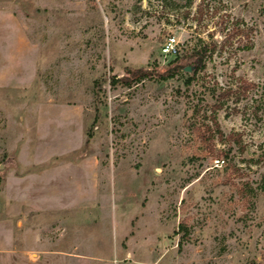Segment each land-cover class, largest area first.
<instances>
[{
    "label": "rangeland",
    "instance_id": "374dc122",
    "mask_svg": "<svg viewBox=\"0 0 264 264\" xmlns=\"http://www.w3.org/2000/svg\"><path fill=\"white\" fill-rule=\"evenodd\" d=\"M263 91L264 0H0V264H264Z\"/></svg>",
    "mask_w": 264,
    "mask_h": 264
},
{
    "label": "trees",
    "instance_id": "16d2710c",
    "mask_svg": "<svg viewBox=\"0 0 264 264\" xmlns=\"http://www.w3.org/2000/svg\"><path fill=\"white\" fill-rule=\"evenodd\" d=\"M210 44H205L202 46H195L190 53L188 54H179L176 56L172 63H170L173 67L168 68L165 70L164 73L161 75V79H172L175 77V75L178 73V78L180 77L183 80L184 86H189L193 79V74L203 70L205 67L204 63V57L209 51ZM186 68H189L192 72V75H188L187 73H184V70ZM163 76V77H162ZM148 77V73L143 72L141 70H127V77H121L119 79H112V83H120L122 86L130 87L132 84H137L141 82L142 80L146 79ZM231 92V89H228L225 91V93L222 96H225ZM260 98L264 101V91L261 93ZM216 125V124H215ZM264 155V151L262 153ZM263 164H264V157ZM259 190L261 192H264V180L262 179L260 181V187ZM179 233H182L181 240H185L188 236V232L186 230V227L183 224H179L178 226Z\"/></svg>",
    "mask_w": 264,
    "mask_h": 264
},
{
    "label": "built area",
    "instance_id": "2783aa9c",
    "mask_svg": "<svg viewBox=\"0 0 264 264\" xmlns=\"http://www.w3.org/2000/svg\"><path fill=\"white\" fill-rule=\"evenodd\" d=\"M180 53V47L174 38L166 39L159 48V55L161 59L175 58Z\"/></svg>",
    "mask_w": 264,
    "mask_h": 264
},
{
    "label": "water",
    "instance_id": "95a60500",
    "mask_svg": "<svg viewBox=\"0 0 264 264\" xmlns=\"http://www.w3.org/2000/svg\"><path fill=\"white\" fill-rule=\"evenodd\" d=\"M184 71L185 72H190V69L189 68H186Z\"/></svg>",
    "mask_w": 264,
    "mask_h": 264
}]
</instances>
